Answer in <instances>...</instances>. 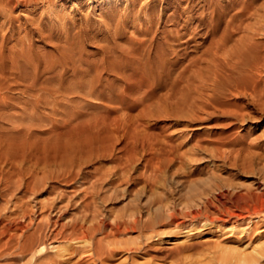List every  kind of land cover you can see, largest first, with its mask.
Here are the masks:
<instances>
[{
	"label": "rangeland",
	"instance_id": "obj_1",
	"mask_svg": "<svg viewBox=\"0 0 264 264\" xmlns=\"http://www.w3.org/2000/svg\"><path fill=\"white\" fill-rule=\"evenodd\" d=\"M10 9L5 25L0 13V264H228L233 247L264 264V108L241 92L233 115L226 83L203 68L216 42L234 46L261 23L264 0ZM145 20L163 43L150 60L133 53ZM175 33L186 35L173 43ZM100 240L119 254L99 261Z\"/></svg>",
	"mask_w": 264,
	"mask_h": 264
},
{
	"label": "bare ground",
	"instance_id": "obj_2",
	"mask_svg": "<svg viewBox=\"0 0 264 264\" xmlns=\"http://www.w3.org/2000/svg\"><path fill=\"white\" fill-rule=\"evenodd\" d=\"M38 2V0H0V13L5 16L6 18V15H8V12L11 10L10 7L11 5L14 6V9L16 8H25L27 7L28 5H32V4H36ZM176 9V8H175ZM253 11V10H252ZM247 12V11H246ZM251 12V11H249ZM263 12V11H262ZM129 13V12H128ZM130 14V13H129ZM174 14V13H173ZM173 14H170L168 17V20H170V22H173V20L175 19V17H173L174 15ZM255 14H258L257 11L256 13H254V11L252 13H250L249 15H255ZM262 14V13H261ZM1 15V16H2ZM126 15V14H125ZM264 15V14H263ZM128 16V15H127ZM248 17V16H247ZM257 17V20H261V23H250L251 26L249 27H244L242 30L243 32V36H241L239 38L240 42H238V44H235L234 46H228V42H225L223 39H221L219 42H216L215 43V48L213 50V52L211 53L209 59H204V62L203 63H206L205 66L203 65V68L206 70V72H208V74L205 72L204 75H213V83H215L216 85H219L218 83H226L225 85H227V90L229 92H231L232 96H234V108L235 109H231L232 110V113L233 115L237 116L238 114V108H237V105L235 104L236 103V99L238 98V96L241 94V92H244L245 94L244 95H247L246 92H248V98H250V102L251 104L254 106V109L255 108H259V109H263L264 108V18L263 16H260L259 18V15L255 16V18ZM2 19V18H1ZM4 19V17H3ZM2 19V20H3ZM176 20V19H175ZM254 22L257 21L256 19H253ZM9 20L4 19L1 24L2 25H5L7 24L6 22H8ZM154 25V24H153ZM143 27L142 30L140 31V35H141V39L140 40H137L135 42V45H134V49H133V53H135L134 55L137 54V52H143V54L141 53L140 55H142V58L144 59H151V56H150V53H152V50L155 49L156 47L158 46H161L163 43L160 42L157 38L155 37H151L149 38V35H150V32H149V28H150V21L149 20H145L144 23H143ZM139 32V31H138ZM262 33L260 34L261 35V41H259L258 45L259 46H255L253 40H257V39H254L256 35H258L259 33ZM227 33V31H226ZM177 33L174 34V36H172L171 34V42L173 43H178L180 42V39H183V37L186 35L183 34V35H176ZM258 35V36H260ZM256 36V37H258ZM162 41V40H161ZM168 41V40H167ZM170 42V43H171ZM230 42V41H229ZM253 42V43H252ZM149 44V45H148ZM221 53V56H223L220 60V58L218 57V54ZM62 54H67V53H62ZM75 54V53H74ZM69 55V54H68ZM139 55V54H137ZM157 56V53L155 52L153 54V57L155 58ZM141 58V56H140ZM222 63H221V62ZM138 65V64H137ZM61 68L63 67V65H60ZM65 66V65H64ZM225 66V67H224ZM60 68V69H61ZM89 69V68H88ZM133 69V68H132ZM191 69V68H190ZM199 69V68H198ZM197 69V70H198ZM63 70V68H62ZM90 70V69H89ZM138 70V69H136ZM192 70V69H191ZM201 70V68L199 69ZM196 71V69H195ZM204 71V70H203ZM64 72V71H63ZM86 72V71H85ZM84 72V73H85ZM91 72V71H90ZM59 73V72H58ZM191 73H193V71H191ZM190 73V74H191ZM210 73V74H209ZM57 74V73H55ZM54 74V75H55ZM61 74V73H60ZM181 74V73H180ZM194 74H196L194 72ZM59 75V74H58ZM85 75V74H83ZM90 75V74H89ZM193 76V74H191ZM200 75V74H199ZM203 75V74H202ZM59 76H63V75H59ZM96 77V75H94ZM94 76H92L91 79H96ZM180 76V75H179ZM80 77H82V74H80ZM80 77L78 78V80H81ZM195 77H197V75H195ZM194 77V78H195ZM61 78V77H60ZM193 78V80H194ZM203 78V77H201ZM209 78H212V77H209ZM90 79V78H89ZM90 79V80H91ZM98 79V77H97ZM96 79V80H97ZM191 77L190 75L186 76V77H183V76H180V80L182 82H186L185 86L187 85H190L189 83L193 84V82H198V80L195 79V81L192 80V82H189V80L191 81ZM200 79V78H199ZM204 79V78H203ZM202 79V80H203ZM63 80V79H62ZM56 81L58 84L59 87L62 88V82L64 81ZM96 80H93L92 81H85V79L82 81H84V83L86 82V85L85 86L87 89L88 88H92L95 87L98 83V81ZM100 81V79H98ZM55 81V80H54ZM94 81H96L97 84L94 83ZM205 82H207L205 79L203 80ZM87 82H91V83H88ZM79 83V82H78ZM94 83V84H93ZM200 83L203 84L202 82H200L199 80V85L200 86ZM198 84V83H197ZM54 85V83H53ZM69 85V84H68ZM80 85V83H79ZM95 85V86H94ZM221 85V84H220ZM52 86V85H51ZM70 86V85H69ZM183 86V85H182ZM185 86L182 87V89L185 88ZM53 87V86H52ZM189 87V86H188ZM196 87V86H195ZM64 90H66L64 87ZM80 88H81V85H80ZM83 88V87H82ZM190 88V87H189ZM85 89V88H84ZM92 89H88V90H92ZM200 89V88H199ZM206 89V88H205ZM47 89H45L46 91ZM82 90V89H81ZM80 90V91H81ZM94 90V89H93ZM56 91V90H55ZM53 91V92H55ZM66 91H69V90H66ZM200 91V90H199ZM57 92V91H56ZM187 92V91H186ZM198 92V91H197ZM190 94V93H189ZM189 94H187L189 96ZM220 94V93H219ZM199 95L203 96L202 93H199ZM211 95V94H210ZM243 95V96H244ZM95 96V95H94ZM214 97H217L216 95H214ZM209 98V97H208ZM195 99V98H194ZM207 100V99H206ZM209 100V99H208ZM193 101V100H192ZM258 109V110H259ZM262 146V145H261ZM258 149V147H256ZM264 206V205H263ZM262 208V207H261ZM264 208V207H263ZM261 212H263V210H261ZM233 215V214H232ZM231 216V215H230ZM233 217L235 219H243L242 216L238 213V214H235L233 215ZM244 217V216H243ZM104 223V222H103ZM135 220L133 221L132 225L128 226L127 224L124 225V228L123 230H126L128 231L129 229L130 230H134L135 229ZM205 225V224H204ZM87 228V227H86ZM89 229V228H88ZM88 232V231H87ZM91 232V231H89ZM94 232V231H93ZM110 232V231H109ZM121 232V229H120V226L117 224L115 225V227L112 228V231L111 233V236L115 238L116 235L120 234ZM264 232V230H258V233H262ZM83 233V232H82ZM3 234V233H2ZM92 234V232H91ZM91 234L89 236H91ZM94 234V233H93ZM86 235V234H85ZM85 235L83 234L84 237L82 238H85ZM30 236V235H28ZM88 236V237H89ZM94 236V235H93ZM110 236V237H111ZM161 237V235H158V237ZM92 237V236H91ZM36 238V237H35ZM93 238V237H92ZM146 240L149 239V237H146L145 238ZM8 240V239H7ZM90 240V239H89ZM92 240V239H91ZM102 240V239H101ZM101 240L98 241V246H99V252L97 253L98 250H95L96 253L98 254V259L99 261H102L103 259V255H110V256H114V255H118L119 253L116 252V248L115 245H114V242L113 244L111 242H107L106 243V251L103 250V246H101ZM28 241V240H27ZM89 242V241H87ZM105 242V241H104ZM83 243H85V240L83 241ZM93 243V242H92ZM149 243V242H148ZM96 244V242H95ZM112 244V246L114 247H110ZM117 244V243H116ZM146 244V243H145ZM22 246V245H21ZM26 246V245H25ZM85 246V245H84ZM98 246L95 247L98 248ZM31 247V246H30ZM44 246H42V248H39V246L34 250H30L32 251V257L35 256V255H38L40 254L42 251H43V248ZM82 247V246H81ZM146 247L147 244H146ZM119 249V248H118ZM138 249V248H137ZM135 249V250H137ZM243 249V248H242ZM242 249L239 250V248L237 249V247H233V248H227V249H224L225 253H230L229 254H226L224 256L221 257V261L225 262V263H228V264H257L258 261L260 260L259 258L261 257V255L263 253L259 252V251H256L255 249L253 250V253L251 254H245L242 252ZM3 250H6L5 249V242L3 244V241L1 242L0 241V254L3 253L4 251ZM58 250V249H57ZM64 250V249H63ZM129 251H131L132 249L131 248H128ZM244 250V249H243ZM23 251V250H22ZM28 251V250H27ZM29 251V252H30ZM179 251V250H178ZM177 251V252H178ZM5 253V252H4ZM92 253V252H91ZM94 254V253H93ZM57 255V254H56ZM90 255V254H89ZM88 255V256H89ZM91 256V255H90ZM93 256V255H92ZM96 256V255H95ZM259 259V260H258ZM88 260V259H87ZM92 264V263H91ZM200 264V263H199ZM202 264V263H201Z\"/></svg>",
	"mask_w": 264,
	"mask_h": 264
}]
</instances>
